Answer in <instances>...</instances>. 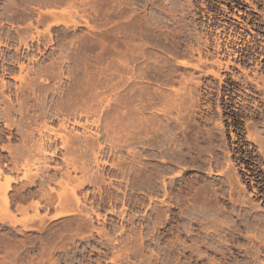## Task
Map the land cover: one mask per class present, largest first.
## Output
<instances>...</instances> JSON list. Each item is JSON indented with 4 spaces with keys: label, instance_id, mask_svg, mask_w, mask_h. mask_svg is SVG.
<instances>
[{
    "label": "rangeland",
    "instance_id": "rangeland-1",
    "mask_svg": "<svg viewBox=\"0 0 264 264\" xmlns=\"http://www.w3.org/2000/svg\"><path fill=\"white\" fill-rule=\"evenodd\" d=\"M223 1L0 0V264H264V68L215 54L264 0Z\"/></svg>",
    "mask_w": 264,
    "mask_h": 264
},
{
    "label": "bare ground",
    "instance_id": "bare-ground-1",
    "mask_svg": "<svg viewBox=\"0 0 264 264\" xmlns=\"http://www.w3.org/2000/svg\"><path fill=\"white\" fill-rule=\"evenodd\" d=\"M232 1L233 0L227 1V4H230L231 7H234L235 4L232 3ZM254 10H255V8H254ZM223 11L225 12V7H223ZM235 12H236V15H234V14L229 15V17L232 20H230V21L227 20L228 23L224 22V24H222V26H220L221 28L219 27L221 30H219V31L217 30L218 31L217 33L225 32V29L228 28V31H226V32H228L229 36L227 37V41H225L223 47H221L219 45L216 46V48H215L216 49V51H215L216 57H219V59L220 58L226 59L225 65H228L231 60L240 61L243 63L245 56L250 55V54L252 56H248L247 59L255 61L254 57L256 55V57H258L259 60L257 61V63H254V66H255L254 69L256 71L262 70L264 68V49L262 48V47H264V37L261 38L260 43H259L261 46V49L258 51L259 54H255L254 52H249V51L244 52L243 48L245 47V45H247L248 39L243 41V36H247V35L246 34L243 35L241 33V31H237L236 27L237 28L240 27L241 29H248V32L252 31V30L250 28L251 26H248V24L243 23L241 20V16L244 15V13L241 12L240 10H237V9H235ZM251 12H253V11H251ZM244 16L246 17L247 21H251L250 20V19H252L251 16L250 17L246 16V15H244ZM246 20H245V22H246ZM218 26H219V24H218ZM253 27H254V25H253ZM258 30L260 31V29H258ZM261 32H264V31H261ZM232 34H233V36L231 37L230 35H232ZM225 36H227V35H225ZM0 45H1V42H0ZM219 62L220 61H218V63ZM219 67H221V66H219ZM242 72L246 76V79L243 81V84L246 86L253 85V87H254V89H251L250 87H246L245 92L247 94H250V95L255 96V97H258L255 95V93H259V92L263 93V95H264V79H263V77L259 76V74L255 71L251 72L252 77H247V72L245 70H243ZM262 100H264V97H262ZM255 106H257V103L253 104V107H255ZM246 138L251 140L252 136L249 134V135H247ZM42 148L44 150V146L43 147L39 146V149H42ZM0 160H2L1 157H0Z\"/></svg>",
    "mask_w": 264,
    "mask_h": 264
}]
</instances>
